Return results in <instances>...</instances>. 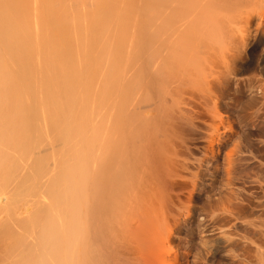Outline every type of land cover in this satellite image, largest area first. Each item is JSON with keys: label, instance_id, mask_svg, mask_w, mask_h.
Masks as SVG:
<instances>
[{"label": "bare ground", "instance_id": "obj_1", "mask_svg": "<svg viewBox=\"0 0 264 264\" xmlns=\"http://www.w3.org/2000/svg\"><path fill=\"white\" fill-rule=\"evenodd\" d=\"M131 56L150 80L111 79ZM259 124L264 0H0V263L264 264ZM180 134L228 150L211 189ZM220 188V215L164 216Z\"/></svg>", "mask_w": 264, "mask_h": 264}, {"label": "rangeland", "instance_id": "obj_2", "mask_svg": "<svg viewBox=\"0 0 264 264\" xmlns=\"http://www.w3.org/2000/svg\"><path fill=\"white\" fill-rule=\"evenodd\" d=\"M132 45V44H131ZM133 46V45H132ZM132 57V56H131ZM135 57V56H134ZM122 59V60H121ZM120 60H116L115 61V63L114 64H116L115 65V67H118V68H116L115 69V67H114V70H116L117 71V73H115V71L113 72L110 68H108L109 70L108 71H111V72H109L110 74H112V77H111V75H110V77H111V79L113 78V76H114V78H116L118 81H120V79H118V77L119 78H121V80L123 81V82H126V83H128L129 82V79H131V77L133 76L134 77V79H136V81H134V84L137 82V81H139L142 77L144 78V77H146L145 79L146 80H148L149 79V76H150V74H148V72H149V69H148V72L146 71H143L144 73L143 74H145V73H147L148 74V76H142L141 74L140 75H138L137 77L139 78L138 80H137V78H135V76L137 75V68H140L141 67V65H140V62L141 63H143L142 61H140V60H137L138 59V57L137 58H134V60H133V57L132 58H128L127 60H123L124 58H121ZM130 60V61H129ZM122 61V62H121ZM129 61V62H128ZM135 61V62H134ZM140 61V62H139ZM120 62V63H119ZM123 62H128V63H124L123 64ZM132 63V65L131 64H129V63ZM138 63V65H136ZM122 65H124L123 67H128V68H122V69H125V70H127V71H125L126 73H124V77L122 78V77H120L119 76V74H120V72L119 71H121L122 69H121V67H122ZM127 65V66H126ZM135 65V66H134ZM139 65H140V67H139ZM133 66V67H132ZM136 66H138L137 68H136ZM129 67H131V68H133V70L131 69V68H129ZM134 67L136 68V70L137 71H135L136 73H133L134 72ZM144 67H145V65H144ZM118 69H121V70H118ZM145 70V69H144ZM131 71V72H130ZM128 72V73H127ZM139 72H141L140 70H139ZM116 75H115V74ZM123 73V72H122ZM134 75H133V74ZM114 74V75H113ZM129 74V75H128ZM131 74V75H130ZM109 75V74H108ZM107 75V76H108ZM123 75V74H122ZM127 75H128V77H127ZM129 76H130V78H129ZM109 76H108V79L110 78ZM126 77V78H125ZM113 78V79H114ZM111 79H110V81H111ZM112 79V80H113ZM115 79V81L117 82V80ZM128 80V81H127ZM144 80V79H143ZM142 79L140 80L141 82H146V81H143ZM150 80V79H149ZM140 81H139V83H140ZM121 82V81H120ZM122 83V82H121ZM131 83V82H130ZM110 84H112V85H114L112 82L110 83ZM116 85V84H115ZM133 85V84H132ZM117 86V85H116ZM137 86H138V84L135 86L136 87V89H137ZM140 86V85H139ZM134 88V87H133ZM141 88V87H140ZM143 90H145V89H143ZM136 91V90H135ZM145 91H147V92H145V93H143V95H145L146 93V95L147 96H149V97H144L143 95V101L142 102H145V101H148L147 99H151V91L150 90H145ZM133 92V91H132ZM141 92H142V90H141ZM144 92V91H143ZM131 93V92H130ZM129 93V94H130ZM133 93H135V92H133ZM138 92L136 91V93H135V97L138 95L137 94ZM140 93V92H139ZM134 95V94H133ZM254 95V91H251V92H249V94H248V96L249 97H252ZM132 96V95H131ZM133 97V96H132ZM131 97V98H132ZM135 97H134V101L136 100L137 101V97H136V99H135ZM138 97H139V95H138ZM146 98V99H145ZM133 99V98H132ZM140 99H141V97H140ZM139 99V100H140ZM145 99V100H144ZM129 101H130V99H129ZM126 102V101H125ZM128 102V101H127ZM140 102V101H139ZM149 102V101H148ZM124 103V102H123ZM122 103V104H123ZM131 103H133V101L131 102ZM135 103V102H134ZM141 103V102H140ZM146 103V102H145ZM121 104V103H120ZM126 104V103H125ZM139 104V103H138ZM118 105H119V102H118ZM143 105V104H142ZM146 105V104H145ZM121 105H119V107H120ZM223 122L224 123H227L228 122V120H226V119H223ZM247 135H248V133H251V134H253V135H257V134H260V135H264V124H259V125H256V127L254 128V129H252V130H247V132H245ZM181 135V134H180ZM179 135V136H180ZM179 136H178V138H179ZM182 137V138H181ZM181 139H179V140H182V141H178V144L177 145H181L180 147H179V149L178 148H176V150L177 151H179L180 153H176V156H177V154H180V157L181 158H179L178 156L176 157V159L178 158V161H181L182 160V162L180 163V166H182V167H178V168H180V170H182V169H186V170H183V171H180L179 169H177V170H179L180 172H183V173H180V175H182L181 177L183 178L184 176H185V178L183 179V180H185V181H187V179H188V181L189 180H192V179H196V177H197V187H198V189L200 190L201 188L203 189V190H205V189H211V185L213 184V182L217 179V177H216V175H221V162H222V159H223V154L226 152V151H228V150H226L224 153L222 152L221 153V156H219L218 158H217V160L216 161H207V159H208V156H206L207 155V152L205 151V140H199L198 142L197 141H195L194 140V138L195 137H193V139H192V137H191V135H190V137H191V139H190V137L186 134L185 135V137H184V134L183 135H181ZM189 137V138H188ZM255 137H257V136H255ZM187 138V139H186ZM191 140V141H190ZM183 141H185V142H183ZM194 141V142H193ZM176 142H177V140H176ZM180 142H183L182 144H180ZM186 143V144H185ZM251 144L254 146V145H256L257 143H255L254 141H251ZM178 147V146H177ZM204 147V148H203ZM204 149V150H203ZM175 150V149H174ZM177 151H175V152H177ZM203 151H205V152H203ZM206 153V154H205ZM244 154V153H243ZM246 155V153L244 154V156ZM261 155H264V153H261V154H257V153H255V152H251V154H247L246 156H249V157H253L254 156V158H255V160L254 161H257L256 163H260V165H262V167L264 168V159L263 160H261L262 159V157H260ZM264 158V157H263ZM181 159V160H180ZM260 161V162H259ZM184 163V164H183ZM181 164H183V165H181ZM217 167V168H216ZM182 168V169H181ZM218 170V171H217ZM178 171V172H179ZM186 171V172H185ZM214 173L215 175V177H212L210 174H212V173ZM192 174V175H191ZM193 174H195L196 175V177L195 178H193L194 176H193ZM200 174V175H199ZM202 175V176H201ZM193 176V177H192ZM199 176V177H198ZM219 180V179H218ZM218 184H216L215 186H217ZM200 187V188H199ZM213 187V186H212ZM246 187V185L245 186H242V185H240V184H235V186H234V188L233 189H237L238 191L237 192H240L241 194H244L245 196L247 195V196H249L250 195V193H254V192H258L256 189H246L245 188ZM156 188H154V190H155ZM221 189V188H220ZM220 189H214V190H216V191H218V192H215L214 190H213V192L211 191V192H208L207 194H202L201 193V198L203 199V200H206V198H209V199H207L208 201L210 200L211 202L209 203V205L207 206V209L205 208V212H201L199 209H195V206H192V205H187V204H184V203H175V201L174 200H171V201H169V200H167V199H165V203H166V205H167V211H168V213L166 214V212H164V216L165 215H167V216H197V217H195V219H197V218H203V216H212V214H215L214 216H216L217 214L218 215H220L221 213H222V210H223V208L224 207H222V205L223 204H221L222 203V201L220 202L219 200L221 199V197H223V196H221V197H219V195H218V193L220 194V195H225V194H221V192H222V189L220 190ZM220 190V191H219ZM223 191H224V189H223ZM225 191H226V189H225ZM222 192V193H226V192ZM242 191V192H241ZM154 192V191H153ZM158 192V191H157ZM161 192V191H160ZM159 193V192H158ZM215 193V194H214ZM149 195H151V193H148ZM153 194V193H152ZM156 194V193H155ZM213 194V195H212ZM215 195V196H214ZM158 196V194H156L154 197H157ZM159 197H160V195H159ZM161 198V197H160ZM154 199V198H153ZM157 199V198H156ZM219 199V200H218ZM224 198H222V200H223ZM164 200V199H163ZM262 200V199H261ZM153 201V200H152ZM156 201V200H155ZM159 201H160V199H159ZM167 201V202H166ZM172 201H174V202H172ZM224 201V200H223ZM164 201H162V203H163ZM169 202V203H168ZM155 203V202H154ZM160 203V202H159ZM168 203V204H167ZM224 203V202H223ZM157 204V203H156ZM155 204V208H157V205ZM164 204V203H163ZM170 204V205H169ZM174 204V205H173ZM225 204V203H224ZM161 205V204H160ZM134 206V208H132L133 209V212H134V209H135V207H137V205L135 206V205H133ZM132 206V207H133ZM225 206V205H224ZM166 207V206H165ZM131 208V207H130ZM163 209H164V206H163ZM166 209V208H165ZM186 209H190V211H188V213L186 212ZM132 212V213H133ZM203 213V214H202ZM158 214V213H157ZM131 215H134V214H131ZM160 215V214H159ZM155 216V215H154ZM199 216V217H198ZM185 225H187V224H185ZM1 244V243H0ZM184 245H188V242L187 241H185L184 242ZM3 247V245L1 244L0 245V248H2ZM0 253H2V252H0ZM0 256H2V254L0 255ZM1 260V259H0ZM189 261H190V263H191V261H192V258H189ZM1 262V261H0ZM1 264V263H0Z\"/></svg>", "mask_w": 264, "mask_h": 264}]
</instances>
